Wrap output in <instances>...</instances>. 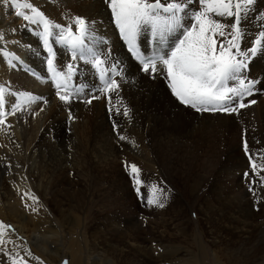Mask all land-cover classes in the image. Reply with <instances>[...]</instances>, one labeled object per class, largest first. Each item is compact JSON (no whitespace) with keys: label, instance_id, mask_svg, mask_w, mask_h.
I'll return each instance as SVG.
<instances>
[{"label":"rangeland","instance_id":"obj_1","mask_svg":"<svg viewBox=\"0 0 264 264\" xmlns=\"http://www.w3.org/2000/svg\"><path fill=\"white\" fill-rule=\"evenodd\" d=\"M49 1L27 2L58 24L62 16L44 6ZM91 1L82 0L85 9ZM8 7L0 12V32L21 28L20 32L36 37L37 43L28 46L20 37H11L0 40V50L17 56L18 68L30 66L25 48L41 54L44 71L48 54L39 39L41 26L17 17L15 10ZM99 23L107 26L103 21ZM111 27H115L112 22ZM105 36L101 38L110 47L112 33ZM57 48L62 49L53 42L54 62L66 71L67 63L60 64ZM74 63L79 67L73 77L76 84L89 88L96 85L95 75L90 70L81 71L80 63ZM25 75L30 77L18 71L19 77L27 78ZM31 77L40 86L26 79L27 88L18 91L40 99L23 107L30 116L28 119L23 113L17 119L24 127L23 139L11 149L14 154L5 159L7 163L0 166V222L15 230H6L5 239L11 238L15 246L3 245L0 264H11L5 251L19 253L28 264H70L73 257L80 264H187L198 248L206 264H225L241 258L243 250L264 243V172L258 167L253 173L249 161L251 155L258 165L264 164V153L255 151L248 141L256 120L247 121L242 114L232 129L207 126L206 130L201 129L199 120L213 112L197 113L188 108L196 112L193 126L167 133L164 130L170 121L163 118L162 123L155 122L156 104L151 102L146 107L138 93L141 80L121 76L117 90L95 92L99 98L91 103L86 102L89 96L82 93L65 104L58 99L53 85H49L53 93L43 88L41 75L34 73ZM114 123L118 126L115 130ZM201 131L209 136L200 139ZM121 135L124 140L119 139ZM131 164L140 169L143 183L139 186H134L131 169L126 167ZM152 185L166 193L161 197L163 208L147 205ZM239 201L250 205L252 221L242 216L234 219L242 208L236 207ZM16 221L25 229L23 234H18L12 225ZM245 234L250 237L249 243H245ZM25 249L32 253L31 257ZM53 250L59 251L58 257Z\"/></svg>","mask_w":264,"mask_h":264},{"label":"snow or ice","instance_id":"obj_2","mask_svg":"<svg viewBox=\"0 0 264 264\" xmlns=\"http://www.w3.org/2000/svg\"><path fill=\"white\" fill-rule=\"evenodd\" d=\"M110 12L111 22L119 32L120 39L127 47L130 55L139 62L140 71L156 78L163 76L167 81L171 95L180 105L188 106L197 112L237 113L255 100L245 98L254 94L255 85L261 81L248 79L246 69L252 58L258 53H264V31L251 42L246 50L241 48L244 31L241 22L255 0H104ZM6 4L15 10V15L33 25H39L42 31L38 34L42 47L47 51V68L49 80L56 89L58 99L68 104L80 94L89 96L87 103L98 99L95 92L111 93L119 88L114 76L120 75L119 61L107 65L106 55L99 50V45L107 44V40L99 38L95 21H88L81 16L71 18L67 26L56 24L48 19L30 2L21 0H0V5ZM198 4V7H194ZM27 10V11H24ZM264 21V14L261 16ZM74 26V28H73ZM0 32V40H4ZM146 38L151 47L150 54L145 53L140 41ZM53 42L63 46L71 54L72 61H82L90 65L96 73L98 85L89 88L87 85H75L73 77L79 71L78 66L68 63L66 71L55 64L56 53ZM4 55H12L4 52ZM111 53H107L110 56ZM13 59L17 57L13 56ZM0 85V125H5L6 116L14 115L22 107L35 100L30 93L9 91ZM12 97L13 111H6ZM111 96H109V101ZM111 113V109H109ZM119 110L117 109V114ZM127 115V110L124 112ZM69 119H72L69 114ZM7 127H11L8 123ZM118 126L114 123V130ZM124 140V136H119ZM245 153H249L247 142L244 143ZM253 173L259 167L264 172V164L258 165L249 155ZM130 167V175L134 186L143 183L140 169L135 165ZM249 177V173H244ZM264 180V176H261ZM256 181L253 180V184ZM137 192L140 189L137 187ZM255 194V189L250 187ZM147 205L163 208L162 196L164 189L152 185L149 190ZM28 196V193L24 194ZM34 199V197H32ZM27 206V205H26ZM6 230L15 232L10 225L0 222V251L3 245L15 242L5 239ZM29 257L32 253L24 250ZM11 259V264H28L19 253L12 255L4 252ZM40 264H43L41 261ZM63 264H67L64 261Z\"/></svg>","mask_w":264,"mask_h":264},{"label":"bare ground","instance_id":"obj_3","mask_svg":"<svg viewBox=\"0 0 264 264\" xmlns=\"http://www.w3.org/2000/svg\"><path fill=\"white\" fill-rule=\"evenodd\" d=\"M21 1L25 2V0H21ZM83 4L84 3H82V0H51V1H49L48 4H46L44 6L48 9L52 10L53 14L62 16V18H60L61 20L58 22V24H60L62 26L69 25L71 23L72 17L81 16V17L86 18L87 20L96 22L97 25L95 27L99 33L98 38L99 37L101 38L103 36L106 38V36H105L106 33H108V32L112 33V38H113L112 41L113 42H110V47H108V45L106 44L105 47H103V48H101L99 46V50H101L106 55L107 65L109 67L111 66L113 61H119L120 62L119 67H120V69L122 67V69H121L120 75H118L116 77L117 81H118V79L121 78V76H125L126 80H128L127 77L131 80H137V81L141 80L142 84L140 86V90L138 93L143 98L142 101H144V104H146V107H149L147 105H150L151 102H154L156 104L157 110H156V115L154 116V121L157 123H160V122L162 123L163 118L165 119V121H170V122H168L170 125H168L164 131H166L167 133H169V132H180L182 130H185L188 125H192L194 123V119L196 117V112H192L190 110L192 108H190L188 106L180 105L179 102L175 100V98L171 95V92L167 86V81L163 78V76L157 75L156 78H152L150 75L143 73L142 71H140V66L137 65L136 63H134L131 56L125 51L124 47L121 44V41H119V39L115 36L116 30L114 31V29L111 27L110 13H109V10L107 9V5L105 4L104 0H101V1L92 0L90 7L87 9H85ZM6 6H7L6 4L1 5L0 12L1 11L4 12ZM193 6L198 7V4H194ZM53 9H55V10L57 9L58 11H61V12L60 13L59 12L54 13ZM44 10H45V8H44ZM50 14L48 13V15L50 17H52L51 16L52 14L51 15ZM262 14H264V0H255L254 4L249 7V11L244 16V18L241 22V27L243 28V31H244V37H243L242 41L240 42L242 49L246 50L248 47H250L251 42L254 41V39L259 35L260 32L264 31V21H262V19H261ZM1 15H0V27H2V23H3V18ZM99 21H103L107 26L103 27V25L101 23H99ZM107 27H108L109 31L107 30ZM73 28H74V26H73ZM20 30H21V28H20ZM20 30L19 31L15 30V31H10V32L3 30L5 32V34L3 33L4 37H5L4 39H6V38L11 39V37H17V38L20 37L21 39H19V40H21L23 43H26L27 45L31 44L32 46H35L33 44L37 43V39H35L36 37L34 38L30 34L28 35V33H26V32H25L26 34L22 33L24 31L20 32ZM35 35H36V33H35ZM109 35H110V33H109ZM107 36H108V34H107ZM112 38H110V40ZM140 44H141L143 51L145 53L150 54L151 47H150L149 43L147 42V39L142 38L140 41ZM55 47H62V49L57 48V52L60 55L59 62L61 65H63L64 63H67V64L72 63L73 65L75 64L74 62L80 63V65H81L80 70L81 71H83V70L89 71L90 70V72H92L95 75L96 85L99 86L98 80L96 77V73L94 72V70L91 69V67H89L88 65H85L82 61H79V60L72 61L71 55H69L68 53L65 52V49H63L64 48L63 46L55 44ZM9 50H11V49H9ZM115 50H117L119 52L115 53L116 52ZM109 51H110L111 55L107 56V53H109ZM15 52H13V54L18 55ZM3 53H4V51L0 50V85H3L6 87V92H5L6 97L8 96L9 91L19 92L18 91L19 89L27 88V85L24 83V81L26 79L29 82H31L33 85H35L36 87L40 86L39 82L38 81L35 82L33 80L34 78H32L31 76L27 77L25 75L27 78L19 77L20 75L18 76V71L22 72L21 68H18V66H19V64H18L19 60L18 59L19 58L13 59V55L6 56ZM25 53H26V57L29 61L28 62V64L30 65L29 68H33L34 70H37L38 72L43 71V65L41 62V54L35 55L33 53V51L28 50V48H27V50L25 48ZM21 74H23V73H21ZM246 75H247L248 79L261 81L255 85L254 94L252 96L246 97L245 101H244L246 104H248V101L255 100L256 103L255 104H248L247 107L239 109L238 114L237 113H231V114L213 113L210 115L204 114V115H202L203 117L199 120L200 126H201V129H206V130L208 127L212 128L211 126H214V128L227 127L229 129H232V127L237 125L236 122L240 121V115L245 114L247 121L252 122L253 120H256V124L254 126H251L252 131L250 132L248 141L252 145V147L255 149V151H258L261 154H263L264 153V97L261 98V93H264V53H258L256 57H254L250 60L248 68L246 69ZM29 78L32 80H30ZM41 78L44 80L45 77L41 76ZM27 80H26V82H27ZM44 81H46V78ZM43 88H48V90H50L52 93L54 92L53 88L51 86L47 85L45 82L43 83ZM135 91H136V89H135ZM8 99H9V103L6 105V111L10 112V109H12L13 98L8 97ZM188 108H190V109H188ZM192 110H195V109H192ZM23 113L24 112H23V107H22V109L20 111H18L17 113H15L14 115H8L7 116L8 117L6 119L7 123L5 125H0V166L1 165L3 166L4 163L5 164L7 163L6 161H8V160H5V159H8L10 157V155L14 154L12 152L13 150H11V149L18 146V144H20V142L23 139L24 127H23V125H21V123H19V120L17 121V119ZM165 114L167 115V117H169L171 119L166 120L167 117ZM24 115H26V114L24 113ZM26 116H28V119L30 118V116L28 114ZM187 121L189 124L187 123ZM8 123L11 124L10 128L7 127ZM6 130H9V133ZM187 132L188 131L186 130L185 134H187ZM203 136L208 137L209 135L205 134L204 131H201L200 132V139ZM14 158H16V157H14ZM239 202H241V203L237 204L236 207H238V209H239L240 208L239 206H241L242 208L239 211L240 212L239 215H237V217L235 216L234 219L238 220L239 217L242 216L248 222L249 219H251L252 214H253L251 212V209L249 210L250 205L248 206V203H246V201H244L243 203H242V201H239ZM7 212H9V211L7 210ZM251 221H252V219H251ZM12 225H15L14 227L18 231V234L24 233L25 229L22 228L23 226L18 221L12 222ZM20 225H21V228L19 227ZM243 229H244V227L240 229L241 232L245 230V229L244 230ZM234 232H235V230H234ZM51 234H53V233H51ZM246 235L247 234H245V236H244V238L246 240L245 243H249L250 237L246 236ZM34 237L36 238L37 236H34ZM26 242H27V240H26ZM127 244H128V242H127ZM53 252H54V254H56L55 255L56 257L59 256V251L53 250ZM243 252H245V254H241L242 255L241 258L231 260L228 263L225 262V264H264V243L263 242L256 244L255 246L250 247L249 249L243 250ZM196 253H197V255L195 257H191L190 260L186 261L187 264H206L205 259H203V257L200 255L199 248H198V252H196ZM216 258L218 260V257H216ZM147 259L149 260V258H147ZM169 259L172 260V255L169 257ZM218 261H220V259ZM70 264H80V260L76 259V257H73L70 260ZM219 264H223V262H221Z\"/></svg>","mask_w":264,"mask_h":264}]
</instances>
